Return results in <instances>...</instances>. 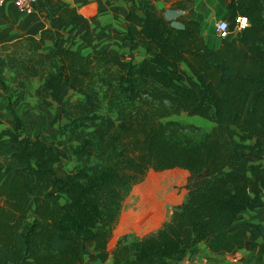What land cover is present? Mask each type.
Instances as JSON below:
<instances>
[{"label": "trees", "instance_id": "16d2710c", "mask_svg": "<svg viewBox=\"0 0 264 264\" xmlns=\"http://www.w3.org/2000/svg\"><path fill=\"white\" fill-rule=\"evenodd\" d=\"M37 2L49 26L38 37L1 44L0 57L19 73L24 94L36 81L41 103L55 102L54 122L79 146L68 178L56 177L63 157L56 137L29 122L23 96L0 92L8 118L6 125L0 118V264H84L85 247L105 253L131 187L171 169L186 175L177 218L150 235L118 241L111 264H180L200 243L224 255L264 238L261 224L235 223L263 204L264 0H222L231 35L217 48L203 38L192 0L173 4L184 12L181 26L150 2L128 8L125 29L114 32L131 50L147 41L138 60L98 43L90 56L62 46L61 27L88 28L89 19L69 4ZM241 16L247 25L236 30ZM46 40L51 54L40 58ZM62 85L71 93L63 96ZM180 113L212 125L204 130L171 118ZM138 195L151 206L146 225L156 226L159 203Z\"/></svg>", "mask_w": 264, "mask_h": 264}, {"label": "crops", "instance_id": "0c3cea01", "mask_svg": "<svg viewBox=\"0 0 264 264\" xmlns=\"http://www.w3.org/2000/svg\"><path fill=\"white\" fill-rule=\"evenodd\" d=\"M60 4H69L89 19V27L80 25L76 28L71 26H62L63 32L62 46L73 48L85 56L91 54V44L98 43L100 48L109 49L112 52L130 49V43L122 39L121 34L114 32L125 29V13L128 8L140 9L145 7L148 2L155 5L164 15V17L174 26H181L179 22L183 10L176 9L173 4L182 0H56ZM193 16L200 21L201 34L210 47L217 48L220 39L217 38L211 23L215 25L217 20L227 19V10L222 0H192ZM141 13V10H138ZM49 26V22L44 17L43 10L37 2L34 12L25 14L19 12L15 6L6 1L0 5V45L17 39L23 35H34L38 37L39 33ZM214 27V26H213ZM88 36V37H87ZM219 40V42H218ZM136 47L144 48L142 56L145 54L147 41L138 40ZM52 42L46 40L37 50V56L40 58L48 57L51 54ZM141 49V48H139ZM118 50V51H117ZM141 56V57H142ZM134 60H136L134 58ZM38 83H33L30 94H24L22 91L23 82L19 79V73L10 70L9 62L0 57V92L8 94L14 91L13 95L8 97L23 96V101L29 96H33L35 101L39 100L35 96L34 90ZM71 91L66 85H62L61 92ZM15 91H17L15 93ZM51 99V98H50ZM1 101V99H0ZM55 114L57 106L53 100ZM49 102V103H50ZM41 110V97L36 104ZM212 124L210 123V126ZM59 129L57 122L53 130ZM48 134V133H47ZM260 162L264 165V154ZM62 194V193H61ZM63 203L64 195L61 196ZM261 199L264 201V191L261 192ZM59 202V201H58ZM249 221L259 223L264 230V209L258 207L255 210H244L236 224ZM247 248L233 250L224 255L211 253L202 243L198 245L199 250L192 256H186L180 264H264V238H258L253 241H246ZM23 264H33L31 260H26Z\"/></svg>", "mask_w": 264, "mask_h": 264}, {"label": "rangeland", "instance_id": "374dc122", "mask_svg": "<svg viewBox=\"0 0 264 264\" xmlns=\"http://www.w3.org/2000/svg\"><path fill=\"white\" fill-rule=\"evenodd\" d=\"M226 19V18H222ZM214 23H211V29L214 33ZM219 42V40H218ZM141 48V49H139ZM118 51V50H117ZM120 51V56L124 59H140L144 48L136 47L131 50ZM118 53V52H117ZM17 91H15L16 93ZM14 91H10L8 94L13 95ZM63 96L68 95V90L61 92ZM33 96H29L24 101H21L20 108L24 114L28 116L29 122L34 123L39 127L40 133L44 135H53L56 137L57 146L59 152L63 155L60 162L55 166L56 177L68 178L70 170L75 166L74 150L77 149L79 143H70L67 136H63L59 129L53 130L55 127L54 122V104L51 103V99H46V103H41V110L36 105L40 100V97L36 100ZM254 95L251 96V100ZM50 102V103H49ZM0 118L3 120L4 125L7 124L8 118L5 111L2 109L0 101ZM108 118L113 121V116L108 115ZM172 119L178 120L182 123H191L200 126L206 130L210 128V122L199 117L189 116L186 113H180L173 115ZM92 125V124H91ZM92 128V126H90ZM48 133V134H47ZM154 176V175H153ZM146 180L144 177L142 181L133 185L122 202L120 216L115 224L111 238L108 244L107 251L102 254H96L94 251L85 247L82 251L84 257V264H111V250L115 247L118 241L125 238L128 241L138 239L154 233L162 224L168 221H173L178 216V205L182 202V187L185 181V173L180 169H171L158 173L156 176ZM55 198L61 202L63 194L57 190V186L53 189ZM139 192H142L147 197H153L156 203H159L160 207V221L156 226L148 227L146 225L145 217L150 211V204L139 203Z\"/></svg>", "mask_w": 264, "mask_h": 264}, {"label": "built area", "instance_id": "2783aa9c", "mask_svg": "<svg viewBox=\"0 0 264 264\" xmlns=\"http://www.w3.org/2000/svg\"><path fill=\"white\" fill-rule=\"evenodd\" d=\"M6 1H10L15 8L25 14H29L34 12L37 0H0V5L4 4ZM247 25V19L244 16L237 18V23L235 26L236 30H240L244 28ZM215 34L218 39L227 38L231 35V32L229 31V24L226 19H220L215 22L214 25ZM262 208L264 209V201L262 204Z\"/></svg>", "mask_w": 264, "mask_h": 264}]
</instances>
